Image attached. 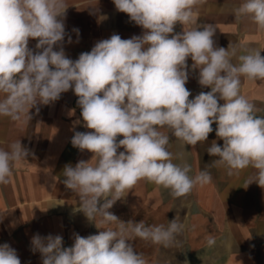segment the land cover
<instances>
[{
	"label": "clouds",
	"instance_id": "1",
	"mask_svg": "<svg viewBox=\"0 0 264 264\" xmlns=\"http://www.w3.org/2000/svg\"><path fill=\"white\" fill-rule=\"evenodd\" d=\"M113 3L142 33L128 39L112 34L73 60L64 50L65 37L73 43L65 25L66 0H0V117L27 124L30 109L39 112L37 105H49L71 89L83 126L93 130L75 131L71 138L73 147L91 152L92 158L65 165L62 175L66 188L79 196L74 212H82L101 231L74 234L71 247L63 246L60 235L35 234L31 251L40 253L42 264H148L132 241L165 248L178 243L185 225L176 218L167 226L147 225L143 220L123 222L109 211L140 180L169 189L173 198L212 182L206 168L193 176L190 164L173 162L183 157L169 151L170 136L161 129L196 146L207 141L215 124L223 145L213 141L207 148L216 157L212 165L225 168L229 176L254 169L246 187L256 183L264 188V117L241 94L242 77L264 81L261 50L238 55L231 43L227 49L217 46L216 25L197 22L195 9L206 0ZM234 16L250 18L264 31V0H242ZM177 23L183 32L174 34ZM71 31L79 42V29ZM29 39L38 41L36 51L29 48ZM189 58L191 70H199V85L210 88L192 99L185 87ZM31 154L20 139L7 149L0 147V185H7L15 165ZM206 245L214 247L215 237L207 236ZM0 264H21L8 243L0 244Z\"/></svg>",
	"mask_w": 264,
	"mask_h": 264
},
{
	"label": "crops",
	"instance_id": "2",
	"mask_svg": "<svg viewBox=\"0 0 264 264\" xmlns=\"http://www.w3.org/2000/svg\"><path fill=\"white\" fill-rule=\"evenodd\" d=\"M66 3L69 6L66 31L73 43H67L65 37L64 50L73 60L112 34L128 39L143 31L129 21L127 14L116 10L113 0H66ZM241 3L242 0H206L195 9L197 22L216 25L213 39L217 46L227 49L231 43L239 49L238 55L257 49L264 56V31L257 30L250 18L237 20L234 16V10ZM73 28L79 29V42L71 31ZM181 32L183 25L177 23L174 34ZM37 42L29 39V48L36 51ZM232 62L239 63L237 58ZM192 63L189 58L190 75L185 85L192 93L189 99L201 91H210L199 85V70H191ZM241 81V94L258 109L256 115L264 117V81L243 77ZM77 100L70 89L49 105H37L39 112L36 108L30 109L32 118L27 124L0 117V147L7 149L8 144L20 139L22 146L32 153L15 165L10 182L0 185V244L8 243L14 248L21 264H42L40 253L31 251V238L37 233L60 235L63 246L71 247L74 234L87 237L101 231L82 212H74L79 206V196L63 183L65 165L74 167L78 161H89L93 156L71 144L75 131H93L83 126ZM212 127L214 131L207 141L196 146L184 145L167 129H161L170 136L169 151L183 157L173 162L190 164L193 176L206 168L211 172V183L197 185L185 197L173 198L169 189L140 180L109 209L123 222L143 220L147 225L167 226L168 221L176 218L185 225L177 236L178 243L172 247L139 238L131 242L148 264H264V188L256 183L246 187L245 181L254 169L247 168L239 175L229 176L225 168L212 165L216 157L210 156L207 148L213 141L223 145L216 136V125ZM209 235L216 239V245L211 248L206 245Z\"/></svg>",
	"mask_w": 264,
	"mask_h": 264
},
{
	"label": "built area",
	"instance_id": "3",
	"mask_svg": "<svg viewBox=\"0 0 264 264\" xmlns=\"http://www.w3.org/2000/svg\"><path fill=\"white\" fill-rule=\"evenodd\" d=\"M118 137H120V136H118Z\"/></svg>",
	"mask_w": 264,
	"mask_h": 264
}]
</instances>
